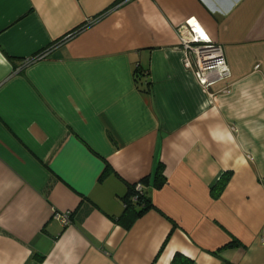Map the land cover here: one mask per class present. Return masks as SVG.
I'll list each match as a JSON object with an SVG mask.
<instances>
[{
  "label": "crops",
  "instance_id": "crops-1",
  "mask_svg": "<svg viewBox=\"0 0 264 264\" xmlns=\"http://www.w3.org/2000/svg\"><path fill=\"white\" fill-rule=\"evenodd\" d=\"M193 19L230 72L208 88ZM190 262L264 264V0H0V264Z\"/></svg>",
  "mask_w": 264,
  "mask_h": 264
},
{
  "label": "built area",
  "instance_id": "built-area-1",
  "mask_svg": "<svg viewBox=\"0 0 264 264\" xmlns=\"http://www.w3.org/2000/svg\"><path fill=\"white\" fill-rule=\"evenodd\" d=\"M189 21L186 23L190 26V35L188 39L184 37L183 46L192 56L193 61L189 62L185 59L184 63L187 68H192L193 76L199 85L203 88H208L218 81L229 78L230 72L222 49L212 43L210 39L205 40L201 38ZM48 52L49 50L37 55L33 59L26 60L24 65H29L34 61L45 58ZM136 189L140 190V186L137 185ZM54 217L63 225L69 223V213L64 215L55 214Z\"/></svg>",
  "mask_w": 264,
  "mask_h": 264
},
{
  "label": "trees",
  "instance_id": "trees-1",
  "mask_svg": "<svg viewBox=\"0 0 264 264\" xmlns=\"http://www.w3.org/2000/svg\"><path fill=\"white\" fill-rule=\"evenodd\" d=\"M90 23L91 22H86L83 26H80L76 30L67 34V36L69 35L68 37H70V36H74V35L78 34L80 31L88 28L91 25ZM63 39L64 38H61L60 40L54 42L53 44H51L47 48H44L40 52H37L36 54H34L29 59H33V58L37 57V55H40V54L44 53L45 51L54 48L56 45L65 42V40H63ZM135 74H137L136 79H138L140 75H138L137 69L135 70ZM110 172H111V168L109 167V165L105 164V167L102 171V174L100 175V179L103 178L104 176H106ZM228 178H229V173H224L223 177L221 178L222 180L220 179V181H218V183L211 189V192H212L214 199L219 198L221 192L225 189ZM164 184H165V177L163 176L162 168L159 167L157 169L155 177H154V185H153L154 189L159 190L163 187ZM137 185L140 186V190L136 189ZM122 203H123L124 212H123V215L121 216L120 220L124 221V226L126 228H129L131 226V224L136 219L142 217L147 212L154 209V206L151 203L150 199L147 197V194H146L145 189L143 188L141 182L132 184L128 187L127 194L122 199ZM234 246H236L235 242H233L231 244H227L226 246L220 248L217 251L220 252L222 250L232 248ZM213 254L216 256L217 252H214ZM188 264H191V262Z\"/></svg>",
  "mask_w": 264,
  "mask_h": 264
},
{
  "label": "snow or ice",
  "instance_id": "snow-or-ice-1",
  "mask_svg": "<svg viewBox=\"0 0 264 264\" xmlns=\"http://www.w3.org/2000/svg\"><path fill=\"white\" fill-rule=\"evenodd\" d=\"M189 23L190 24H193V23H195V20L194 19L193 20H190ZM196 30L200 32V35L203 37V39H205V40L208 39L207 35L203 32L202 29L199 28L198 25H197V29Z\"/></svg>",
  "mask_w": 264,
  "mask_h": 264
},
{
  "label": "bare ground",
  "instance_id": "bare-ground-1",
  "mask_svg": "<svg viewBox=\"0 0 264 264\" xmlns=\"http://www.w3.org/2000/svg\"><path fill=\"white\" fill-rule=\"evenodd\" d=\"M192 26H193V25H192ZM193 27H194V26H193ZM194 29L196 30L195 27H194ZM196 32H197V34H199V36H201L199 31L196 30ZM201 38H203V37L201 36Z\"/></svg>",
  "mask_w": 264,
  "mask_h": 264
}]
</instances>
